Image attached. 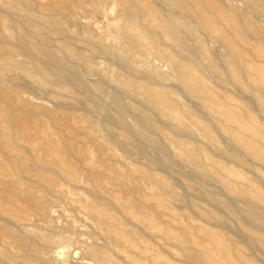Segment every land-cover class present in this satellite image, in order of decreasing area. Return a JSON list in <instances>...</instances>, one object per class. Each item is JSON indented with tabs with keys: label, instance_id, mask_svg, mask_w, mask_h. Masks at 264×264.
<instances>
[{
	"label": "rangeland",
	"instance_id": "374dc122",
	"mask_svg": "<svg viewBox=\"0 0 264 264\" xmlns=\"http://www.w3.org/2000/svg\"><path fill=\"white\" fill-rule=\"evenodd\" d=\"M18 1L14 11L12 0H0V18L13 37L25 33L39 49L42 41L31 35L37 25L18 24L24 0ZM27 1L33 18L52 11L62 21L68 48L75 54L69 61L72 65L81 69L85 62L97 65L111 71L119 84L146 83L151 94L138 92L122 100L132 106H141L145 98L152 103L150 112L165 158L144 143L142 155L138 154L124 131L105 124L96 112L88 116L99 125L98 140L84 136L88 132L83 123L84 100L51 84L44 90L24 77L39 76L36 70L0 81L2 93L11 91L31 105L27 110L1 104L13 116L1 125L11 133L17 129L25 133L30 126L43 130L62 150L70 174L65 178L31 167V157L22 155L21 166L32 172L18 181L13 163L4 166L7 161L0 145V183L10 185L8 191L0 187V210H10L7 219L0 220V260L10 264H264V224H255L243 212L253 201L264 213V43L245 32L252 27L264 29V13L240 0H183L181 14L158 0H139L137 22L120 9L117 0H101L108 12L98 9L95 0H70V18L63 15L65 0ZM211 1L220 11L209 5ZM229 4L237 6L234 12L224 11ZM216 13L225 22L212 32L209 23ZM170 19L188 23L183 38L190 52H178L172 42L154 36L156 25ZM202 21L208 26L200 27ZM126 37L138 40L148 57L124 48ZM62 42L63 36H50L47 47L54 50ZM17 50L15 58L20 62L25 56ZM111 53L129 58L137 72L126 70ZM34 64L40 66L41 60ZM84 79L89 85L103 83L95 73L85 74ZM104 84L116 92V86ZM160 98L173 106L159 104ZM127 120L136 121L132 113ZM184 147L202 156L203 164L197 168L181 160ZM37 157L53 160V148L39 151ZM196 169L215 178H202ZM146 175L162 179L174 195L163 194L158 183L145 180ZM97 212L107 218L99 220ZM13 214L22 216L21 221L13 220ZM58 245L63 256L56 258L53 252Z\"/></svg>",
	"mask_w": 264,
	"mask_h": 264
},
{
	"label": "bare ground",
	"instance_id": "6f19581e",
	"mask_svg": "<svg viewBox=\"0 0 264 264\" xmlns=\"http://www.w3.org/2000/svg\"><path fill=\"white\" fill-rule=\"evenodd\" d=\"M138 1L139 0H117L120 9L125 14H128L134 21L140 22L138 14L141 12V9L139 6H137ZM158 1L168 6L171 9V11L175 14H181V11L184 10L182 5L183 0H158ZM240 1L246 3L249 8H254V9L256 8L257 10H260L264 13V0H240ZM18 2H19L18 0H12V3L10 4L12 10L14 11L16 10L18 6ZM94 3L96 4L98 9L102 10L103 12H108V10L105 9V4L102 3L101 0H95ZM71 5L72 2L70 0H65V3L62 5L63 15L67 18L71 17V8H72ZM209 5L212 8L217 9V11H220V7L214 4L212 1L209 2ZM229 5L228 7L225 8V10L224 9L223 10L234 12L235 10L234 6L236 5L233 4H229ZM111 7L113 8V6ZM31 9H32L31 3L27 0H24L23 14L22 16L19 17L20 19L18 18V24H22V25L36 24L37 28L31 31V35L40 38L43 46L39 49H36L35 46L31 43L30 37L22 32L18 33L17 37H13L10 30L8 29L6 22L0 18V81H8V80L11 81V79L13 80V77L17 76V74H20L22 71L36 70L39 73V76L33 77L30 74H25L24 77L30 80L31 82H33L34 84H37V86L40 87L42 86V88H44L43 86L47 87V84H51L52 87H56L59 90L63 91L64 93H70V92L75 93L84 100L87 109L85 110L83 109V110L86 111L87 116L83 117V123L88 129V132H86L84 136L90 137L94 140H98V136L95 133L98 132L99 125L94 123L91 120L90 116H88L91 113L96 112L103 117V121L105 124H111L113 125V127L114 125L119 126L124 131V138L133 141L131 145H133L135 151L138 154L142 155L143 149L141 147V144L144 143V146L145 144H147L148 146H151L152 148L157 150L158 155L162 159H164L165 158L163 152L164 150L161 149V141H160L161 136L160 133L156 131V127H155L156 119L155 116L150 112V109L153 108L152 103L145 98L141 106H132L128 103H125L122 100L123 97L133 98L136 96V93L138 92L144 93L146 94V96L151 94V91L147 88L146 83L137 84L129 80L126 81L125 83L119 84L116 77L113 75L111 71L105 72L97 65H93L89 62H85L83 64L84 67L83 69L72 65L69 61L73 60L74 53L68 48L67 40H69V36L67 30L63 28L62 21L59 18L54 17L52 11H49V13H47L46 15H42L41 17L33 18L30 14ZM112 10H114V8L111 9L110 11ZM149 16L154 17L155 15L152 14ZM186 19L189 20L188 17H186ZM224 20L225 19H223L221 13H216V15H214L213 17L212 22L209 23L211 25L210 30L212 32H216L219 28L220 23H222V21ZM185 22L186 20H184V22H177V23H172V19L168 21L163 20L161 21L162 24H160V26L156 25L155 27L156 32L154 33L155 34L154 36L162 41L168 40L172 42L174 49L177 50L178 52H185V53L190 52L183 38L188 28V23ZM169 24L171 27L167 28V25ZM206 24L208 26V23H205L204 21H202L201 24L198 23L200 27H204ZM176 30L179 34L176 33ZM246 30L245 32L246 33L248 32L247 34L249 35V37L264 43V29L260 27H252L250 31H246ZM55 35L63 36V42L62 45H59L54 50H50L47 47V44L49 42V37ZM123 40H124L123 47L128 48L131 52L141 54L144 57H148V54H150L139 43L138 40L127 37L124 38ZM36 42L38 41L36 40ZM16 48L21 50L22 51L21 53H23L25 56V59L20 62L15 58L16 55L15 53L16 51H18ZM98 50L101 52L103 51L101 49ZM111 55L116 60H118L119 64L122 65L126 70L137 72L135 71L134 68H132L131 60L129 58L120 56L115 53H111ZM38 58L39 60H41L40 66H36L34 64V61L37 60ZM90 73H95L99 75L102 78L103 83H96L93 85H89L85 81L84 75ZM144 78L146 79L147 75H145ZM104 83H110L116 86L117 87L116 92L114 93L110 92L108 89H106ZM45 89L46 88H44V90ZM250 89L251 88L249 87V90ZM20 98L21 100H19ZM22 98L23 97H21L20 95L17 96L13 94L11 91H7L6 93H2V91H0L1 155L7 161V162L4 161L6 162L4 166L10 168V163H13L12 166L14 169L12 170L13 172L15 170V172L17 173V177H19L18 181H20V178L24 176L23 174H28V173L30 174V172H32L31 168H24L20 164V159L22 158V155H27L31 157V161H30L31 167H38L46 172H55L56 174H59L62 177L70 178V174L68 172L69 165L67 164V161L64 158L62 150L55 147L57 146L56 145L57 143L51 138H49L48 135H45L43 130H40L39 128L36 129L30 126L29 128H27L25 133L22 130H18V129L13 131V133H11L9 129H6L1 125L2 121L4 120L9 121L13 117L12 114L9 111H7L5 108H3L1 104L3 103L5 105L9 104L12 106V108H16V109L23 108L28 110L31 108V105L28 103V101L26 100L22 101ZM159 104H164L167 107L173 106L169 101L163 98L159 99ZM77 109L79 110V108ZM128 113H132V115L135 116L136 121L134 123L127 120ZM168 123L170 122L168 121ZM48 147L53 148L55 158L51 161L38 160L37 153L43 149H48ZM180 157L181 160L185 161L186 163L188 162L189 165L192 167L195 166L198 168V166L203 164L202 156H196L187 147L183 148V150L180 153ZM170 167L173 169L172 164H170ZM195 172L198 175H200L202 178H215L213 174L206 172L204 170L198 171L196 169ZM27 176L30 177V175ZM145 180H147L148 182L158 183L159 188L163 194L174 195L173 190L169 188L163 182L162 179H159L151 175L150 176L146 175ZM75 185L78 186V183H75ZM224 186L226 188H230L229 184L227 183H224ZM0 187H5L6 190L8 191L10 185L8 184L2 185V183H0ZM206 197L212 200L213 202H217L216 198L212 193H206ZM99 199H100L99 201H105V202L108 201V200H104V198L102 197L101 198L99 197ZM80 208L81 207H79V209ZM243 212L248 217H250L255 224L257 225L264 224V213L257 210L256 205L253 201H249L248 206L243 210ZM7 214L8 216L10 215V210H6V211L0 210V220L3 221L6 220ZM97 217L99 218V220H105L107 218V216H105L104 213H98ZM11 218L18 223L19 221H21L22 216H15L13 214ZM17 223L16 225H14L15 227L19 226ZM2 227L3 226H1V228ZM4 237L1 238L4 239ZM9 239L11 238H8L7 241ZM52 242H54V244L60 243L57 240H52ZM60 246L61 245H58L57 250L56 251L54 250L53 252V256H55L56 258L61 257L63 253V249ZM24 252L26 254L27 251L25 250ZM91 253L92 252H90V254ZM0 264H10V263H8L5 260H0Z\"/></svg>",
	"mask_w": 264,
	"mask_h": 264
}]
</instances>
